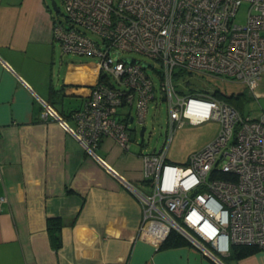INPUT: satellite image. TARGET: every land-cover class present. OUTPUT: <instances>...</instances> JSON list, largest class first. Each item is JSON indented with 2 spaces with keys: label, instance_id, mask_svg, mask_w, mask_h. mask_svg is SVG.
<instances>
[{
  "label": "built area",
  "instance_id": "1",
  "mask_svg": "<svg viewBox=\"0 0 264 264\" xmlns=\"http://www.w3.org/2000/svg\"><path fill=\"white\" fill-rule=\"evenodd\" d=\"M65 20L55 21L59 49L96 58V83L67 130L96 158L102 138L129 151L128 125H144L156 99L142 64L125 62L136 53L158 63L159 94L167 110L166 140L141 153L142 177L150 192H137L142 217L139 238L156 249L175 231L213 260L231 246L264 251V118L244 117L207 92L180 94L179 72L243 84L254 93L264 78V0H61ZM242 4L245 23L235 22ZM95 35L99 42L84 32ZM119 52L116 55V52ZM133 107L134 115L120 108ZM44 119H55L49 107ZM219 124L216 138L185 165L167 160L173 133L184 124ZM226 174L229 179L219 177ZM5 197H0V205Z\"/></svg>",
  "mask_w": 264,
  "mask_h": 264
},
{
  "label": "crops",
  "instance_id": "2",
  "mask_svg": "<svg viewBox=\"0 0 264 264\" xmlns=\"http://www.w3.org/2000/svg\"><path fill=\"white\" fill-rule=\"evenodd\" d=\"M57 20L45 0H0V264H264L262 250L213 260L139 238L141 204L123 181L145 191L142 152L104 137L94 158L67 130L98 76L95 63L88 74L53 82ZM59 94L79 102L67 111ZM249 94L264 100V78ZM45 107L55 119L42 117ZM47 218L62 222L57 251Z\"/></svg>",
  "mask_w": 264,
  "mask_h": 264
},
{
  "label": "rangeland",
  "instance_id": "3",
  "mask_svg": "<svg viewBox=\"0 0 264 264\" xmlns=\"http://www.w3.org/2000/svg\"><path fill=\"white\" fill-rule=\"evenodd\" d=\"M51 9L53 15L59 20H65L64 8L61 0H45ZM52 2H55L58 12L53 11ZM248 10L247 4H242L238 9L235 22L238 24H244L246 13ZM88 37L99 42V39L84 31ZM58 47V46H57ZM120 58H132L140 62H146L153 65V68H147L145 72L152 78L155 89L156 99L149 105L148 112L145 117L144 126L146 131L141 138L139 136L140 126L135 123L129 124L131 141L130 152H142L149 153L159 150L166 140V122H167V110L165 104L161 101L159 94V75L155 70L158 69V63L147 57H144L136 53H122ZM96 63L94 56H84L74 53H64L59 47L57 48L54 70H53V82L61 83L63 80L70 79L72 77H79L83 74H88L89 69H93ZM176 90L183 92L182 94H190L195 92H207L213 94L218 92L223 96L239 95L243 94L246 100L242 105V115L244 117H255L261 114L264 110V100H257L251 98L246 87L241 83L222 81L215 78L200 76L197 74H187L180 76L175 81ZM64 108L68 111L70 108L75 107L79 98L75 96H62ZM125 111H130L131 115H134L133 107L120 108L121 120L123 122ZM69 126H73V123L68 122ZM219 132V124L217 121L211 119L199 125H191L189 123L184 124L179 129H176L173 133L172 140L167 152V160L171 163L178 165H185L189 157L195 152L201 150L205 145L213 141ZM146 193L150 192L147 187H144ZM221 259V258H220Z\"/></svg>",
  "mask_w": 264,
  "mask_h": 264
},
{
  "label": "trees",
  "instance_id": "4",
  "mask_svg": "<svg viewBox=\"0 0 264 264\" xmlns=\"http://www.w3.org/2000/svg\"><path fill=\"white\" fill-rule=\"evenodd\" d=\"M57 7V6H56ZM58 9V8H57ZM191 73L179 72L176 75V79H179L180 76H185ZM182 94L183 92H180ZM213 95L221 100H223L226 104L234 107L238 110V112L242 115V105L246 100L243 94L239 95H231V96H223L218 92H214ZM222 180H228L229 177L226 174H223L219 177ZM61 228L62 222L59 218H47L46 219V229L48 232V236L50 239V245L53 250L57 251L62 246L61 241ZM193 245L187 241L182 235L175 231H171L167 238L162 242L158 249H172L178 247H184ZM258 250L255 246H231L228 255L230 260H239L245 258ZM225 259V258H224Z\"/></svg>",
  "mask_w": 264,
  "mask_h": 264
},
{
  "label": "water",
  "instance_id": "5",
  "mask_svg": "<svg viewBox=\"0 0 264 264\" xmlns=\"http://www.w3.org/2000/svg\"><path fill=\"white\" fill-rule=\"evenodd\" d=\"M52 9H53V11L58 12V9H57V7H56L55 2H52ZM118 54H119V52L117 51V52H116V55H118ZM124 60H125V62H132V63H139V62H140V61H138V60H136V59H132V58H126V59H124ZM140 63L142 64V66H143L144 68H146V67H150V66H151V64L146 63V62H140ZM145 131H146V128H145L144 125H142V126L140 127V131H139V136H140L141 138L143 137ZM123 183H124V184H128V185L131 187V185H130L128 182L123 181ZM131 188H132V187H131ZM132 189H133V188H132Z\"/></svg>",
  "mask_w": 264,
  "mask_h": 264
}]
</instances>
